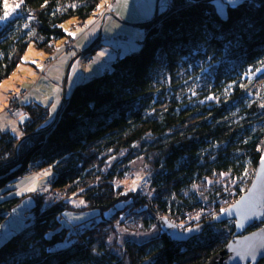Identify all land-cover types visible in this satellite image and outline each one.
I'll list each match as a JSON object with an SVG mask.
<instances>
[{"label":"trees","instance_id":"trees-1","mask_svg":"<svg viewBox=\"0 0 264 264\" xmlns=\"http://www.w3.org/2000/svg\"><path fill=\"white\" fill-rule=\"evenodd\" d=\"M12 1L19 7L4 16L0 0V83L30 45L54 53L65 22L87 28L114 0ZM213 1L168 0L142 25L138 48L78 83L56 121L47 105L21 102L31 121L19 137L0 135V189L46 172L49 190L21 216L11 211L22 195L0 198V223L29 221L0 242V264H204L234 237L235 220L208 222L247 190L264 157V0H241L226 16ZM8 190L17 188L0 195ZM163 219L179 231L206 225L177 240Z\"/></svg>","mask_w":264,"mask_h":264},{"label":"rangeland","instance_id":"rangeland-1","mask_svg":"<svg viewBox=\"0 0 264 264\" xmlns=\"http://www.w3.org/2000/svg\"><path fill=\"white\" fill-rule=\"evenodd\" d=\"M5 1H6V4H8L10 6L9 12H11L13 9H15L12 0H5ZM107 1H109V0H107ZM167 1L168 0H116V5L121 4L123 6V9L125 10L124 13L118 10L121 16L115 14L111 10L106 9V10L101 11L100 7L102 6V4L104 2L103 1L99 7L98 12L103 13L104 11H106L107 12L106 20L107 21L110 20V21L107 22L108 24L107 23H105L106 25L104 24V27H103L104 31L101 34V37L98 40V42L94 45V48L89 50L87 53H81L80 54V57L82 56L84 59L83 60L84 63L79 62L80 65L85 64V62L87 64H89L85 58H87V57L91 58L92 57L93 62H94L93 63L94 68H97V65H100L104 68H109L110 63H111L110 59L112 58L113 53H116V55H118V54L122 55L124 53L129 52V51L137 49L139 46L138 41L141 39V33L144 31V26H142V25L137 26V25H130V24H138V23L143 22V21H139V19L142 18L140 16V12L142 9H147V11L151 14V18H152L155 15L156 11L157 12L163 11ZM240 1L241 0H214L213 2H214L215 8L218 11V13L221 16H226L227 7L236 5ZM111 4H109L108 7ZM115 15L117 17H115ZM101 20H102V18H100L99 22H101ZM70 22L71 21L65 22L64 27L65 28L67 27L68 29H70V24H71ZM87 24L90 25V24H92V22L89 21V23H87ZM79 28H81L83 30L86 29L84 27H79ZM118 33H121V34H118ZM119 35L127 36V41H124V42L120 41L118 39ZM68 42H69V40H68ZM74 46H75V44H74ZM34 50L38 51L37 48H35L33 45H30L29 48L27 49L26 53L24 54L23 58H25L27 56V54H31L32 52H34ZM49 55L50 54H46L45 57H47ZM41 59L42 58L37 57L34 61H32V63L34 65H36L39 62V60H41ZM109 61H110V63H109ZM80 67L85 68L86 65H82ZM102 70H103V68H102ZM93 71H96V70L92 69V72ZM16 72L17 71H15V73ZM14 74H12L11 76H13ZM91 77H93V76H90L89 78H91ZM23 89H25V88H23ZM19 90H20V88H18L17 91H19ZM43 103L47 104L48 101H43ZM53 107L54 106H52V108ZM51 115H55V114L53 113ZM23 122H24V119L20 123L22 124ZM132 167H133V172L135 173V175H137L138 178L141 177L140 181L143 182L142 184L139 183L138 185L146 187L147 182L145 180V177H144L145 175H144L143 169H142L143 168L142 160H138V161H135L134 163H132ZM48 176H49V174L46 172H44V173L27 172L24 175L18 177L14 182L10 183L8 186L0 189V191H4L5 189H8V188H11V189L17 188V190H8L7 193H3L2 195H0V198H3L7 195H19V196L22 195L23 196L21 199V202L11 211L13 216H16V215L21 216L25 210H27V209L29 210L35 204V197L33 196V194H35V193L47 194L48 193L49 187L46 183ZM131 177L132 176H129V179H128L130 182H132V179L130 180ZM210 182H212V181H210ZM206 183H208V182H206ZM206 183L202 184V185H200V184L196 185L195 189L202 187V189L207 190L208 187H207ZM69 201L75 205L83 204V200L80 198L71 197V198H69ZM89 214L90 213H87V212L78 213V214L72 213L70 211L66 212V215L68 217H73L76 219L79 217H80L79 219L87 217ZM6 215H8V213H6ZM13 216L5 217L4 220L0 223V227H1V229H3V230L0 229V242L3 241L4 239H6L14 231V230L12 231V229H17L15 231H18L21 228H23L24 226H26L29 222V221H27V222L24 221L27 219V217H25V216H22L23 221L17 219L16 217L14 218ZM124 234L125 233L121 234L120 238H122L124 236ZM152 234H154L153 230H150V231L144 232V233H140V234L130 233L128 235H130L134 238H148ZM137 235H139V236H137ZM177 257H181V253H179V252L176 253L172 257V260L176 259Z\"/></svg>","mask_w":264,"mask_h":264},{"label":"crops","instance_id":"crops-1","mask_svg":"<svg viewBox=\"0 0 264 264\" xmlns=\"http://www.w3.org/2000/svg\"><path fill=\"white\" fill-rule=\"evenodd\" d=\"M104 9L111 10L119 16H121L119 11L123 13L125 12L121 4L116 5V0H114V2L109 7L108 5L105 6L102 4L100 10L103 11ZM140 16L142 18L139 19V21L143 22H146L151 18V14L147 11V9H142ZM109 21H107L105 17L102 26V20L101 22H92L90 25L87 24L89 23L88 21L86 23L88 26L87 30L79 28L76 23L71 21L70 29L66 27L68 36L58 41L57 50L50 54L52 56L59 55V58L48 67H45L43 64L46 54L40 50H34V52L27 54V56L23 58V62L20 63V65H18L15 70L17 72L15 73L14 71L12 73H15L13 76H11V74L8 78L0 83V135L4 132H10L14 136H21L22 124L20 122H22L23 119L24 122H26V120L29 118V114L27 112L23 113L22 117L19 119H15L5 111L8 105L10 94L14 91H17L18 88H20V90L25 88L26 90V93L22 99L23 105L29 102L47 105L49 109V117L50 119H54L55 115L51 114H56L55 112L59 108L63 92L67 97L78 83L86 81L90 76H94L96 73L107 69L100 65H97V68H94L92 57L91 62H88L89 64L85 62V64L80 65V63H84V59L83 57H80V53H87L89 50H91L90 47H94L104 31V24ZM69 38H74L76 43L73 49L65 51L64 48ZM115 56L116 53H113V56L110 59L111 62L114 60ZM37 57L42 59L39 60L36 65H34L32 61H34ZM82 65H86V67H80ZM92 69L96 71L92 72ZM43 101H48V103L44 104ZM52 106L54 107L52 108Z\"/></svg>","mask_w":264,"mask_h":264},{"label":"water","instance_id":"water-1","mask_svg":"<svg viewBox=\"0 0 264 264\" xmlns=\"http://www.w3.org/2000/svg\"><path fill=\"white\" fill-rule=\"evenodd\" d=\"M157 13L156 11L153 18L157 16ZM115 17L117 16L115 15ZM146 22L130 25L140 26ZM66 98V94L63 92L54 121L57 120L59 111L64 105ZM22 139L23 137L19 142ZM224 210L208 223L227 219L235 220L236 230L234 237L221 251L209 257L204 264H256L258 260L264 258V224L252 231L245 232V230L253 222L264 219V157L260 160L254 178L247 190ZM205 225L202 224L184 231H179L167 220H162L163 228L177 240H186L188 237L200 232Z\"/></svg>","mask_w":264,"mask_h":264},{"label":"built area","instance_id":"built-area-1","mask_svg":"<svg viewBox=\"0 0 264 264\" xmlns=\"http://www.w3.org/2000/svg\"><path fill=\"white\" fill-rule=\"evenodd\" d=\"M106 15H107V12H105V11L103 13L96 12L95 15L92 16V19H93L94 22H96L100 18L104 19L106 17ZM118 39L120 41H127V36L119 35L118 36ZM75 43H76V40L74 38H70L69 39V42L66 44L64 50L65 51L71 50L73 48V46H74ZM58 58H59L58 55L56 57L47 56V57H45V59L43 61V64H44L45 67H48L49 65H51ZM86 60L89 63L91 62V58H89V57H87ZM25 93H26V90L25 89H22V90H19V91L12 92L10 94V96H9L8 105H7L6 109H5V111L11 117H13L15 119H19L23 115V109H22L21 102H22V99H23ZM30 121L31 120L28 119L24 123H28ZM56 197L58 198L59 195L56 194Z\"/></svg>","mask_w":264,"mask_h":264},{"label":"snow or ice","instance_id":"snow-or-ice-1","mask_svg":"<svg viewBox=\"0 0 264 264\" xmlns=\"http://www.w3.org/2000/svg\"><path fill=\"white\" fill-rule=\"evenodd\" d=\"M9 7H10V6H9L8 4H5V5H4V8H5V9H9ZM14 7H19V5L17 4V5H15ZM8 15H9V11H8V10H5V11H4V16H8ZM221 211H225V210H224V209H221Z\"/></svg>","mask_w":264,"mask_h":264}]
</instances>
